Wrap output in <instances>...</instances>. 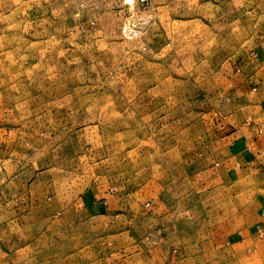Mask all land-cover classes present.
<instances>
[{
    "label": "rangeland",
    "instance_id": "374dc122",
    "mask_svg": "<svg viewBox=\"0 0 264 264\" xmlns=\"http://www.w3.org/2000/svg\"><path fill=\"white\" fill-rule=\"evenodd\" d=\"M230 61L264 72V0H0V264H142L173 205H241Z\"/></svg>",
    "mask_w": 264,
    "mask_h": 264
},
{
    "label": "crops",
    "instance_id": "0c3cea01",
    "mask_svg": "<svg viewBox=\"0 0 264 264\" xmlns=\"http://www.w3.org/2000/svg\"><path fill=\"white\" fill-rule=\"evenodd\" d=\"M215 80L221 97L231 102L228 114L243 118L233 122L223 116L217 128L209 123L207 130L216 137L210 144L221 147L214 159L229 188L235 185L232 198L236 203L239 197L245 201L173 205L175 217L161 226L166 236H159L155 247L139 244L141 252L132 256L140 257L142 264H264V72L259 66L230 61L221 65ZM247 109H261L256 122L246 121ZM244 180L251 185L245 190L238 186ZM215 208L220 211L217 215Z\"/></svg>",
    "mask_w": 264,
    "mask_h": 264
}]
</instances>
